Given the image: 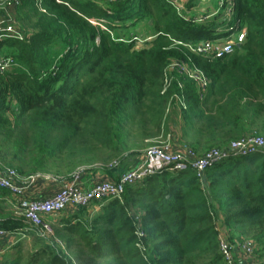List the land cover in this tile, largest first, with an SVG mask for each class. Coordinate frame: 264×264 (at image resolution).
Here are the masks:
<instances>
[{
	"label": "trees",
	"instance_id": "1",
	"mask_svg": "<svg viewBox=\"0 0 264 264\" xmlns=\"http://www.w3.org/2000/svg\"><path fill=\"white\" fill-rule=\"evenodd\" d=\"M226 1L231 17L219 21L207 17L211 0H187L179 11L172 0H7L0 61L15 66L0 72V172L20 182L49 171L66 182L83 171L117 180L119 164L144 154L135 137L172 130L171 106L183 120L178 143L199 156L264 138V0ZM243 30L223 58L193 51ZM174 61L194 64L207 86L169 70ZM97 151L113 159L98 167ZM46 221L51 236L0 188V228L26 232L34 249L26 254L18 240L0 251V264H227L220 231L234 245L251 240L264 264V150L216 163L203 179L165 167L120 198Z\"/></svg>",
	"mask_w": 264,
	"mask_h": 264
},
{
	"label": "built area",
	"instance_id": "2",
	"mask_svg": "<svg viewBox=\"0 0 264 264\" xmlns=\"http://www.w3.org/2000/svg\"><path fill=\"white\" fill-rule=\"evenodd\" d=\"M16 1V0H15ZM184 3H183V2ZM187 0H172V5L182 9ZM202 5L209 3L210 0H201ZM200 6V5H199ZM201 7V6H200ZM205 11V8L202 9ZM208 12V11H207ZM231 10L230 13L231 14ZM217 13L208 14V18ZM3 22L0 21V29ZM10 30V28H9ZM245 30L238 34L230 35L224 39L215 41H204L193 51L197 54L205 55L210 59L223 58L233 53L236 46L245 40ZM15 64L11 60L0 61V72L3 74L13 68ZM169 70H177L181 74L193 79L198 87L205 88L208 79L203 72L194 64L189 62L174 61ZM182 89V84H179ZM178 99V98H177ZM264 150V138L252 135L232 141L227 147L211 149L202 156L197 155L189 148L177 150L172 146L171 141L167 140L161 145L149 149L145 152L139 162L132 168L122 172L117 180L98 179L90 186L86 187L81 180V173H77L74 178L66 182L53 195L40 198L28 196V190L41 176H32L26 180L18 181V174L13 170L0 172V188L6 189L11 193L15 200L16 207L22 211V215L32 226L39 228L44 235H53V229L46 221L48 216H56L61 211L68 208L84 207L91 202L103 198H120L124 189L128 185H134L148 175H151L162 168L170 167L174 171H185L193 169L200 179H203L205 171L212 165L231 157L248 156ZM10 233L0 228V243ZM219 251L227 264H260L255 254V245L251 240H244L241 243L231 244L223 231L218 235Z\"/></svg>",
	"mask_w": 264,
	"mask_h": 264
},
{
	"label": "crops",
	"instance_id": "3",
	"mask_svg": "<svg viewBox=\"0 0 264 264\" xmlns=\"http://www.w3.org/2000/svg\"><path fill=\"white\" fill-rule=\"evenodd\" d=\"M175 107V108H174ZM170 110V115H174L175 119H171V125L172 130L174 131V134L172 137V141L174 144V147L177 150L183 149V147L178 143L179 139V129L181 128L183 124L181 110L179 107L174 106ZM143 155V154H142ZM142 155H137L134 157H129L127 160H125L122 164H119L115 177L118 178L120 174L130 168H132L139 160L141 159ZM98 179H111L109 176H107L105 173H102L101 171H83L81 173V180L83 181L84 185L86 187L90 186L95 180ZM66 183V180L64 179H49L47 177L38 178L36 182L32 184V186L28 190V196L31 198H40L44 196H50L53 195L57 190H59L64 184ZM71 209V207H70ZM25 234V235H24ZM29 238L31 240V244H29V247L25 250V253L32 252L33 246H32V238L30 235H27L26 232H17V233H10L1 243H0V251L4 252V249L6 250L9 245H12L15 240H22L24 238ZM73 251V250H72ZM2 252V253H3Z\"/></svg>",
	"mask_w": 264,
	"mask_h": 264
},
{
	"label": "rangeland",
	"instance_id": "4",
	"mask_svg": "<svg viewBox=\"0 0 264 264\" xmlns=\"http://www.w3.org/2000/svg\"><path fill=\"white\" fill-rule=\"evenodd\" d=\"M6 1L7 0H0V9H3ZM197 4L201 5L202 4L201 0H197ZM221 4H222V0H211V3H210L211 7H210L209 11L207 12V14L217 13L216 17L218 18L219 21H223L224 19H227L228 17L230 18L231 14H229V13H230V10L232 8L231 3L229 1H226V4H225L224 7H222ZM220 25H222V24H220ZM229 27H230V25L227 22V23H224V25L220 26L219 29H228ZM146 34H147V32H145V36H149V34H147V35ZM150 39L151 38H147V40H150ZM221 40L223 41L224 39H221ZM142 43H143V40L137 41V43H136L137 47H141L143 45ZM171 108H173V106H171ZM171 119L172 120L175 119L174 115H171ZM173 134H174V131L170 129V131H169L167 136H165L166 134H162L160 136H156V137L154 136V137H150V138L149 137L148 138H145V137L136 138L135 137L134 140H135V143L137 145L138 150H140V153H145L149 149L157 147V146L161 145L162 143L166 142L167 139L169 141H171V143L173 144L172 137H171V136H173ZM94 156L96 158V164L95 165L98 166V167L102 166L104 164V159H109V160L113 159L111 157V155H109L107 153H104L102 151H97V153ZM59 174L62 175V173H59ZM59 174L58 173H53L52 171H49L47 173H37L36 175H38V176L41 175V177H47L49 179L56 180L57 179L56 176H61ZM28 239L29 238L26 237V238L21 240L22 243H23L22 245H24L25 249H27L29 247V244H31V240L28 241ZM18 242L19 241L17 239V240H15L14 243H18ZM75 246L76 245L74 243L73 244V250H75Z\"/></svg>",
	"mask_w": 264,
	"mask_h": 264
}]
</instances>
